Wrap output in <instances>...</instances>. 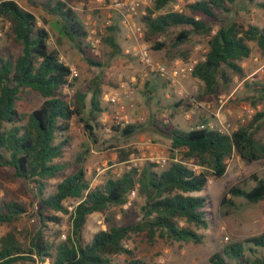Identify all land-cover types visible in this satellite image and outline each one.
<instances>
[{
    "label": "trees",
    "instance_id": "obj_1",
    "mask_svg": "<svg viewBox=\"0 0 264 264\" xmlns=\"http://www.w3.org/2000/svg\"><path fill=\"white\" fill-rule=\"evenodd\" d=\"M238 0H198L187 5L188 13L173 11L175 0H152V8L143 17L147 41L179 29L168 43L154 42L153 50L175 53L173 58H184L179 50L192 36L207 37L204 58L192 69V77L202 84V91L194 95L197 102L216 101L219 95L229 91L235 77L244 76L242 62L249 58V42H255L264 52V27L231 22L213 32L211 21L217 11L230 12L229 6ZM42 8L61 21L66 38L83 56L88 65H99L86 53L90 47L87 30L76 12L65 2L48 0ZM257 7H264L258 4ZM0 19L8 24L7 39L19 47V53L0 54V167L12 171L14 179L32 183L45 209L67 214L64 202L68 199L78 203L69 214L70 233L63 241L53 243L45 233L48 226H59L62 218L43 215L39 212V228L28 246L23 245L13 232L0 239V264L24 262L51 264H112L114 257L126 255L124 264H163L146 262L134 258L125 241L135 234L144 233L149 244L157 240L200 244L202 236L197 230L210 227L207 208L209 201L200 195L207 186L208 175L196 173L183 161L195 160L201 167L211 169L213 176L225 174L226 161L237 155L248 164L264 161V111L257 112L245 125L226 135L205 127L182 131L176 128L164 134L174 153L178 151L181 162H170L160 171L158 165L147 163L141 171L130 168L117 178L108 179L103 185L90 187L79 169L63 178L53 193H46L48 182L64 171L63 154L70 147L71 121L76 118L84 135L93 143L98 126L96 119L103 112L102 89L96 79L88 85L76 88L71 100L63 96L65 87L71 83L70 67L60 61L56 51L49 48V33L38 25L35 15L13 0L0 2ZM115 26L107 27L102 42L118 50L112 33ZM146 84V83H145ZM246 88L264 98V86L246 84ZM30 90L36 92L43 102L28 114L18 110L20 94ZM89 96V99L87 97ZM252 104L262 99L250 97ZM188 98L175 104L189 110ZM166 126V125H164ZM142 128L129 124L124 128L113 127L121 137H128ZM126 158V155H124ZM82 154L76 163L84 161ZM122 160H124L122 158ZM255 182L249 190L231 186L220 201L221 207L232 206L234 198H243L250 204L264 199V175L252 177ZM132 192L143 199L141 219L136 224L110 226L95 233L90 240L83 237L87 218L94 213H103L110 207L123 206ZM26 212L20 203L10 201L0 204V225L11 224ZM59 231L54 232L59 236ZM53 236V235H51ZM35 258V259H34ZM207 264H264V231L242 241L225 246L214 253Z\"/></svg>",
    "mask_w": 264,
    "mask_h": 264
},
{
    "label": "rangeland",
    "instance_id": "obj_2",
    "mask_svg": "<svg viewBox=\"0 0 264 264\" xmlns=\"http://www.w3.org/2000/svg\"><path fill=\"white\" fill-rule=\"evenodd\" d=\"M13 1L35 15L38 25L44 27L49 33V48L57 52L60 61L76 71V75L70 78L74 87L63 89V96L66 99L71 100L77 87L88 85L93 79L99 82L102 89L101 107L103 112L96 119L98 126L94 131L97 142L93 143L84 135L74 118L70 128V147L66 149L62 158L66 168L56 178L48 182L46 193H53L56 185L63 178L74 174L79 169L84 172L85 179L93 188L103 185L110 178L119 177L129 167L141 171L147 163H152L149 160L152 152L163 157L173 156L174 153L170 149L168 138L158 131L154 124L165 131L173 128L189 131L202 125L203 122L213 120L208 112V105L215 108L220 96L227 98L222 109V118L223 122L229 125L232 130L241 125L239 117L246 115L244 107L248 106L253 109L252 117L257 112L264 111V98H259L260 94L245 86L251 83L264 86V52L259 50L255 42H249L251 54L248 59L242 62L244 76L235 77L228 92L219 95L216 101H202L199 102V105H192L189 110H184L183 107H175V104L184 101L185 91L190 93L193 86L197 88L196 93H200L202 91L201 82L190 76L180 84L170 86L152 75L149 80L142 83L139 80L142 65L137 53L141 44L149 50L154 62L164 63L168 66H173L177 62H182L185 65L193 64L204 58L208 38L192 36L187 43L179 48L184 58H173L175 53L173 50H167V46L161 50H153L154 42L167 44L179 29L155 37L151 41L146 40V26L143 17L147 15V10L152 8V0H124L138 3L137 12L131 21L141 33V38L138 40H135L133 32L122 24L119 12L111 8L114 7L113 0H60L76 12L77 17L87 30L88 36L100 40L96 50L89 48L86 53L87 57L99 65H88L79 51L63 34L60 19L49 15L42 8L41 5L48 0ZM195 1L198 0H175L171 9L188 13L187 5ZM258 4H264V0H238L229 6L230 12L217 11L216 18L210 22L213 32L220 26L228 25L233 21L244 25L264 27V7H257ZM122 11H125V8ZM113 26L116 30L112 35L119 47L118 50H113L102 42V37L107 34L106 28ZM7 31L8 24L0 19V54L10 52L17 55L19 47L7 39ZM88 36L87 42L89 43ZM132 78H137L138 83L133 84ZM125 91L134 103V107L127 111L132 121L131 124L142 125V128L128 137H121L119 133L113 131V127L117 126L112 125L111 122L116 107L107 104L105 97L112 93ZM250 97L262 100L252 104L247 100ZM19 99L17 107L24 114L38 108L43 102V98L30 90L23 91ZM258 137L264 141V134L261 133ZM78 154H82L85 158L80 164L76 163ZM187 165L197 171L206 172L208 175L207 186L200 195L206 196L209 201L207 211L210 227L207 230H197V233L202 236V242L196 245L159 239L153 244H149L144 233L135 234L125 241V246L133 252L134 258L163 264H207L208 259L214 253L221 252L225 246L251 236H257L264 231V199L257 204H250L243 198H234L232 206H220L223 196L229 197L226 193L231 186L249 190L255 184L253 176L263 177L264 161L248 164L239 156L232 155L226 161L225 174L220 178L213 176L211 169L201 167L195 160L187 161ZM166 166L167 164L159 165L156 170L160 171ZM10 201L22 204L26 212L15 222L0 225V239L8 232H13L23 245L28 246L39 228L40 211L43 215H57L62 218V223L59 226H48L45 233L49 241L58 243L69 235L71 223L68 208L76 204L75 200L68 199L64 202L67 214L45 209L39 200L37 189L32 183L14 179L10 169L0 167V204ZM142 204L143 199L134 194L129 196L128 202L123 206L110 207L103 213L90 215L83 229V237L88 241L95 233L110 226L138 223L141 219ZM58 231L60 232L59 236H55L54 232ZM127 259L126 255H118L114 257L112 264H124ZM16 264L51 263L46 260L44 263L36 261Z\"/></svg>",
    "mask_w": 264,
    "mask_h": 264
},
{
    "label": "built area",
    "instance_id": "obj_3",
    "mask_svg": "<svg viewBox=\"0 0 264 264\" xmlns=\"http://www.w3.org/2000/svg\"><path fill=\"white\" fill-rule=\"evenodd\" d=\"M114 2V7L112 6L111 8L116 9L121 17L122 24L126 27H128L132 32L133 36L135 37V40H138V38H141V33L139 29L135 27L134 24L131 23L132 18L137 12V7L138 3L135 1L132 2H126L124 0H113ZM125 8V11H122V9ZM94 34V32H92ZM137 34V36H136ZM89 44L92 50H96L98 45L100 44V40L97 39L96 37H90L88 36ZM137 56L139 57V61L142 65V70L140 73L139 80L140 82L144 83L147 80L150 79L152 75L158 77L165 83H167L170 86H175L176 84H180L182 81L188 79L192 73L193 66L196 63L193 64H188L185 65L182 62H177L173 66H168L164 63H158L154 62L150 56L149 50L141 44H140V50L137 53ZM71 70V76L76 75V71ZM131 82L133 84H137L138 80L137 78H132ZM197 92L196 87H192L190 90V93L185 91V98H188L190 100V103L193 106L199 105V102L195 101L194 95ZM184 93V92H183ZM133 99L130 98L129 94L125 92H118V93H112L109 94L105 97V101L107 104L116 107V111L113 112L111 122L112 125L117 126L119 128H124L125 126L129 125L132 123L130 117L127 114L128 110H131L134 107V103L132 101ZM227 101V98L224 96H220L216 102V107H212L211 105H208V112L210 113V117L213 118V120H209L205 122V127H207L210 130H216L219 133L226 134V135H231L233 131L236 129L232 130L230 129L229 125L225 124L223 122L222 118V109L225 106ZM246 110V115L245 116H240L239 121L241 125H245L252 117V114L254 113L253 109L250 107H244ZM240 125V126H241ZM202 127L201 125L198 126L197 128ZM179 152L175 151L173 156L171 157H163L159 154H156L152 152L151 158L149 159L154 162L156 165H165L170 162H181V156L178 155ZM183 163L187 165V161H183ZM189 167V166H188ZM132 167H129V169ZM190 168V167H189ZM128 169V170H129ZM192 171L199 173L200 171H197L194 168H190ZM135 192H132L131 195H134ZM78 203H76L74 206H71L68 208L69 214L73 213V210L75 206Z\"/></svg>",
    "mask_w": 264,
    "mask_h": 264
}]
</instances>
